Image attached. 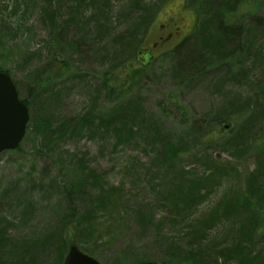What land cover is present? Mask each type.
Returning <instances> with one entry per match:
<instances>
[{
    "label": "rangeland",
    "instance_id": "rangeland-1",
    "mask_svg": "<svg viewBox=\"0 0 264 264\" xmlns=\"http://www.w3.org/2000/svg\"><path fill=\"white\" fill-rule=\"evenodd\" d=\"M228 1L0 0V69L29 109L0 153V264L72 244L101 264H264V0ZM178 18L182 40L142 60Z\"/></svg>",
    "mask_w": 264,
    "mask_h": 264
},
{
    "label": "water",
    "instance_id": "water-1",
    "mask_svg": "<svg viewBox=\"0 0 264 264\" xmlns=\"http://www.w3.org/2000/svg\"><path fill=\"white\" fill-rule=\"evenodd\" d=\"M29 112L21 101L11 77L0 71V153L15 149L23 139ZM63 264H101L95 258L83 253L77 245H71ZM129 264H156L152 261Z\"/></svg>",
    "mask_w": 264,
    "mask_h": 264
},
{
    "label": "trees",
    "instance_id": "trees-1",
    "mask_svg": "<svg viewBox=\"0 0 264 264\" xmlns=\"http://www.w3.org/2000/svg\"><path fill=\"white\" fill-rule=\"evenodd\" d=\"M200 1V0H199ZM202 1V0H201ZM229 1H233V0H229ZM228 1V2H229ZM209 2V0H207V3ZM229 6V5H228ZM152 11L151 10H148V11H146V14H143L142 16H140L139 18H138V20H137V22L135 23V28H141V30H139V31H136V30H134V33H133V39H132V41L128 44V46L130 47H132L133 46V43H134V41L135 40H138V39H141L143 36H145L144 34H145V32L147 33V28H148V26H149V22H148V18H146V16H149V14L151 13ZM227 29V28H226ZM226 34H227V30H226ZM118 51H114V57H116V56H118ZM128 59V57L126 58V53L124 52V58H123V64H125L126 65V60ZM139 65V64H138ZM138 65L137 66H133V68L132 69H135L136 67H138ZM140 67H142L141 65H139ZM144 66V65H143ZM0 70H2V69H0ZM136 71H137V69H135ZM2 71H5V70H2ZM6 73H8L9 74V72H7V71H5ZM109 96H111V94H109ZM114 97L115 98H121V96H118V95H116V92H114ZM25 101V100H24ZM26 102V101H25ZM27 103V102H26ZM134 122V124H137L138 122H137V120H134L133 121ZM134 126V125H133ZM126 131H128V132H131V130H132V128H129V129H125ZM125 130H118V131H116V134H117V136H118V138H116L115 136V139H117V140H124L125 139V134H124V131ZM120 131H122V132H120ZM259 141L256 139V138H254V145L255 146H259V145H261V143H258ZM245 147H246V149H250L251 147H252V142L249 140V139H246V141H245ZM19 148H20V145L15 149V150H13V151H17V150H19ZM184 153H182V155H183ZM177 156H181V151H177V150H175V149H173L172 151H171V156H170V159H175ZM258 174V172L257 173H253V175H257ZM210 177H211V174L209 175ZM240 180H241V187H245L244 186V183H242V179L240 178ZM246 179H244V181H245ZM251 191L250 190H247V192H244L243 194H242V196H241V198H245L246 196H251L250 193ZM238 207V201H232V206H231V209H236L237 207ZM227 208L228 209H230V207L229 206H227ZM216 218V215H211L209 218H207V219H205V221L202 223V226H203V228H205V227H207V226H209V225H207V223H208V220H213V219H215ZM263 220H264V217L263 218H259L258 219V222L255 224V223H251V222H249L248 221V223H251L250 225H251V227L252 228H254L255 230H257V229H259L260 228V225H261V223L263 222ZM207 222V223H206ZM69 237V236H68ZM68 242H66V243H64V242H62L61 243V245H60V247H59V251L60 252H63L65 249H66V247L68 246ZM124 254H130L129 253V251H126ZM220 255L224 258V259H227L228 257H226V255H225V253H223V252H220ZM58 260V259H57ZM218 261H220L219 259H214L213 260V264H218ZM264 263V262H263ZM13 264H17L16 262L15 263H13Z\"/></svg>",
    "mask_w": 264,
    "mask_h": 264
},
{
    "label": "flooded vegetation",
    "instance_id": "flooded-vegetation-1",
    "mask_svg": "<svg viewBox=\"0 0 264 264\" xmlns=\"http://www.w3.org/2000/svg\"><path fill=\"white\" fill-rule=\"evenodd\" d=\"M185 25L186 23L184 18L174 19V21L171 22V24L168 26L166 23L161 24V28L157 31L155 41L149 47L142 48V50L138 52L139 56L142 55L143 52H147L149 53L147 56L142 55V60H147V57L153 56V50H155V48L159 47L165 42L171 40L179 42L178 40L183 38V35H181L180 32L182 27H184ZM177 35H179V38H177Z\"/></svg>",
    "mask_w": 264,
    "mask_h": 264
},
{
    "label": "bare ground",
    "instance_id": "bare-ground-1",
    "mask_svg": "<svg viewBox=\"0 0 264 264\" xmlns=\"http://www.w3.org/2000/svg\"><path fill=\"white\" fill-rule=\"evenodd\" d=\"M207 34L206 33H204V32H201L200 33V36L201 37H203V36H206ZM182 40V39H181ZM180 45V44H179ZM124 50V49H123ZM119 51V54H118V58H120L121 60L124 58V52H125V50L124 51ZM128 60H130V57L126 60V62L128 61ZM16 91H17V93H18V90H17V87H16ZM18 97H19V94H18ZM19 99L21 100V101H23L25 104H27L23 99H21L20 97H19ZM63 264V263H62Z\"/></svg>",
    "mask_w": 264,
    "mask_h": 264
}]
</instances>
